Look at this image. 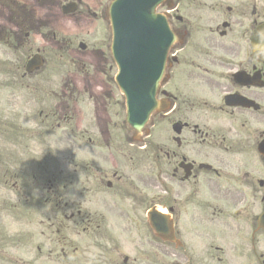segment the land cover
Wrapping results in <instances>:
<instances>
[{
  "label": "flooded vegetation",
  "instance_id": "obj_1",
  "mask_svg": "<svg viewBox=\"0 0 264 264\" xmlns=\"http://www.w3.org/2000/svg\"><path fill=\"white\" fill-rule=\"evenodd\" d=\"M204 7V20L198 18L189 24L188 48L177 52L176 62L188 70L208 75L206 80L197 81L196 86L204 88L209 97L200 101L188 98L187 101L191 110L195 103L206 106V124L181 137L180 145L172 153L170 165L175 180L172 202L189 206L210 199H242L239 181L250 191L247 194L258 200L259 189L258 185L255 189L254 184H258L260 167L252 152L253 140L259 138L260 128L264 130V52L254 50L251 39L257 26L264 24V0H242L240 5L233 6L225 0H207ZM236 61L242 62L240 68L236 67ZM226 71L245 73L248 79L224 82L221 75ZM192 76L196 78L199 74L192 73ZM226 93L255 102L260 108L217 106L219 95ZM239 120L244 125L239 134L233 128H227L228 123L232 125ZM196 136L201 140L204 138L205 148L196 147ZM199 163L212 166V170L202 173ZM181 164L188 165L187 180L185 172L179 170ZM159 194L169 200L165 190Z\"/></svg>",
  "mask_w": 264,
  "mask_h": 264
},
{
  "label": "water",
  "instance_id": "obj_2",
  "mask_svg": "<svg viewBox=\"0 0 264 264\" xmlns=\"http://www.w3.org/2000/svg\"><path fill=\"white\" fill-rule=\"evenodd\" d=\"M140 1V6L139 0H134L129 6L130 13L137 19L136 32L123 43L125 45L123 49L117 46L115 52V60L120 70L116 81L127 97V122L136 130L143 126L148 114L155 107L154 93L163 57L170 44L167 37H164L162 42L155 37L147 44L149 37L146 34L145 23L156 20L161 26L160 19H155L147 13L158 0ZM133 92H136V97L141 94L140 98L135 99Z\"/></svg>",
  "mask_w": 264,
  "mask_h": 264
},
{
  "label": "rangeland",
  "instance_id": "obj_3",
  "mask_svg": "<svg viewBox=\"0 0 264 264\" xmlns=\"http://www.w3.org/2000/svg\"><path fill=\"white\" fill-rule=\"evenodd\" d=\"M100 11V10H99ZM90 31L92 32V35L87 38V42H90L89 45L91 44H97V45H107L108 41V34L107 31L104 30V26L101 23H96L92 26L89 27ZM40 44V40L37 38L35 39V45ZM103 51L105 52V57H106V51L103 48ZM108 67L110 66V62L107 60ZM50 70H45V72L38 74L37 77L33 78L32 80H35L37 85L44 80H53V77L50 76ZM114 74V71L111 73V76ZM36 85V86H37ZM115 96L118 99V94L116 93ZM67 132H64L62 130H59L55 132V134H52L48 138L45 136H38L35 137L34 139V148L37 150L34 155L37 159H43L44 156L48 154L49 151H57V150H62L64 151L65 154H67L70 157V154L65 151V144L68 143L67 141ZM69 144V143H68ZM75 154V161H80V160H91L92 155L88 151L84 152H79L76 151L75 149L73 150ZM11 185V184H10ZM5 191L3 189H0V196L4 195ZM4 198H7L6 196ZM3 223L4 225L7 226L6 218H3ZM7 256H12L13 252L11 251H4L2 253ZM1 264V263H0ZM5 264V263H3Z\"/></svg>",
  "mask_w": 264,
  "mask_h": 264
}]
</instances>
